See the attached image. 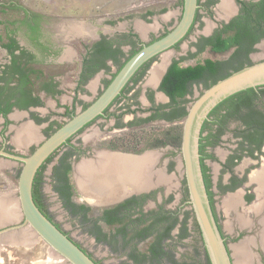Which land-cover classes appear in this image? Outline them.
Wrapping results in <instances>:
<instances>
[{
  "label": "flooded vegetation",
  "instance_id": "flooded-vegetation-1",
  "mask_svg": "<svg viewBox=\"0 0 264 264\" xmlns=\"http://www.w3.org/2000/svg\"><path fill=\"white\" fill-rule=\"evenodd\" d=\"M111 1L113 0H104L102 4H100L101 2H96L97 4L94 7H90L91 11H95L91 15H97V17L94 18L96 23L92 22L87 24L70 18V16H66L64 13H62V15L56 14V16H52L51 19L49 14L47 15L43 12L44 10L39 7H34L33 5L28 6L25 0H0V149L25 155L22 149L31 148V145L35 141H29L28 138L19 139L18 136L22 134L25 127H22L20 132H17L16 134V127L18 126V123L13 128L9 127V125L14 121H20L21 123L29 121L33 124V126L37 123L44 124L43 132L45 131V133H50L51 128L55 129L58 124H61L54 121L51 114H42V107L45 105L44 98L46 97L50 98L52 102H55V105H58L59 108H62V115L70 117L71 113H75V104L79 101L77 99V94L80 90L84 91L83 86L87 80L95 74L102 73L105 77L109 76V78H106L103 81L105 87L107 85H105L106 80L110 81V79L121 67L119 64L121 62H125L132 55H130V52L133 49V45L135 48L139 49L144 44V39L136 30V20L138 22L140 21L138 24L141 25H143L142 22H149V19H151L152 16L159 15L162 12H167L169 9L168 3L170 4L173 0H165L166 5H164L163 8L161 5L156 8V2L161 3L162 0H122L120 5L123 4V6L121 7L108 6ZM205 1L206 0H198V8L191 26L185 36L171 48H177L179 43L192 31L194 25L199 20L200 9H210L211 6L207 8L204 5ZM234 1L237 5H235L236 8L234 10L236 13L232 17L228 20L222 21L217 26H214L208 34H198L194 40L191 41L195 52L202 53L206 49L213 53H223L229 51L227 58L220 60L203 57L200 61H196L193 64H183L182 62L184 61V56L172 58L168 61V63H166V65H164L162 72L158 75L155 82L157 83L155 91L164 96V99L166 100L165 103H156L154 101L155 98L153 90L149 89L146 93V97L149 102V106L147 108L130 109V106H128L119 114L109 112L110 106L120 98L129 99L127 95L130 92L132 85H136L140 82L143 76L141 75V72L144 65L151 59L153 60L154 56L146 61L134 73L127 84L122 88L120 94L114 98L103 113L95 117L84 127L98 118L105 119L113 116L118 120L121 118V115L128 113L133 117H136L138 111L144 112L145 115L138 119L139 122L131 120L125 125L126 127L139 128L155 120L174 122L183 118L184 116L177 114L172 118H168V114L173 109L184 108L187 111L186 103L188 102V96L192 93V87L197 85L201 86V88L204 87L205 89V84L203 82H190L188 85L189 92L184 95V99L173 103L170 100V97L160 88L162 78L173 60H179V65L181 67L203 63L205 59L225 61L230 58L236 49H238V46L232 45L225 49L215 50L210 42H230L234 38L235 42H255L251 45V49L246 55L248 61L252 63L250 57L253 53V48L255 49V45L258 42H263L264 40V35L261 33L264 31V25H262L258 32H253V24H250V28L239 33V29H241L239 19H242L245 14L243 7L248 9L249 5L259 0H241L244 3H239L238 0ZM217 2L218 0L214 4ZM182 3L183 0H175V2H173L176 8L178 7V4L182 6ZM176 8H174L173 11L172 9H169L170 11L167 13L169 20L177 17ZM76 10L81 11V9ZM59 11L61 13L62 9H58V13ZM135 15H139V17L134 18ZM53 19L55 22L51 21ZM232 20H234L233 23H231ZM116 23H119V25L113 27ZM66 42H83L84 45L83 55L77 62L78 73L73 87L74 95L71 100V105L66 103L62 104L61 94L63 89L60 88V83L51 72H46L42 67L46 64H52L70 56L71 50L68 45V47H65L64 43ZM99 46H101V49L98 50ZM124 46L129 47L127 52L123 49ZM113 66H116L115 71L112 70ZM231 72L232 71H230V73ZM263 86L264 85L257 88ZM202 91L203 90H201V92ZM133 95L134 93L132 96ZM86 104L88 103L83 102L81 104L82 108ZM231 104V102L223 101L219 103L217 109H214L208 114V118L203 122V130L201 128L199 138L200 163L207 176V183H209L207 187L205 185L206 191L207 194L209 193L208 198L211 202L213 215L218 223L227 247L228 239L231 237L223 232L218 221L219 216L216 211L215 196H220L222 198L220 211L223 216H225L226 213L232 214L234 216L233 220L236 223V219H238L239 216L247 218V216L242 213V211H246L251 215L253 222V202H256V200L258 201L259 199L257 197L258 190L260 193L264 192V166L261 168L257 167L258 159L264 154V137H262L261 140L259 139V145L256 142L248 143L241 134V130L243 129L241 118L236 114L232 115L229 113ZM259 104L257 103L256 105H253V108L264 111V104ZM40 108L41 111L38 110ZM119 109L122 108L120 107ZM128 109L130 111H128ZM36 111L39 113H35ZM16 113L20 114L18 120L15 119L17 117L15 115ZM231 122L236 123L237 126L231 130L233 137L237 138L236 145L227 153L224 159L220 161L219 174L217 179L214 180L211 169L212 161L217 160L214 148L222 142L223 136L226 135V131H228L227 128ZM30 127L35 129L32 126ZM83 128L76 133L80 132ZM218 130V134L214 136ZM11 133H14L16 140L13 138L14 135H11ZM39 135L40 134H38L37 137H39ZM71 139L72 136L68 138L62 146L70 147V145H72ZM110 143L111 141L109 140L106 143L104 142V148L112 149L109 146ZM124 143L127 145V141L123 140L122 143H120V146H123ZM16 145L22 149H16ZM135 145V147H140V143ZM167 145L175 148V151L177 150V152H180V145L177 146L171 143H168ZM76 150L75 155L79 156L80 151L82 150ZM107 155L108 154H106V156ZM172 163L173 162L169 164L171 168ZM91 165L92 167H95V170L100 171L99 174H96V176L98 175L97 183L101 185L103 175L105 174L104 171L108 170L106 159L103 158V155H96L94 161L91 162ZM99 165L100 169L98 168ZM71 171L72 163L70 173ZM37 176L38 174L35 175V178ZM262 183L263 186H261ZM41 185L42 181L39 185V190L42 193ZM127 188L129 189L131 187L127 186ZM155 191L156 190H150L148 192L136 191L128 194L122 199L117 200L116 202L109 203L95 201L97 204L94 203L92 204L93 206L84 202H78L90 206V212L92 213V216L90 217L92 221L90 234L92 235L94 241L98 244L106 246L111 253L124 255V257H126L132 264H135V262L130 257L131 254L144 252L148 253L149 248L157 249V246L160 245H162V247L170 253L174 261L178 260L175 256L174 247L176 246V243L189 236L190 229H194L201 238V233L195 219L194 212L191 205L188 203V192L185 179L183 183L182 201L176 209L165 210L161 207V205H159L157 209L146 211V202L154 198L153 196ZM114 195L117 197L121 195V192H116ZM73 197L74 195H72V199ZM232 199H234V201ZM185 206H189L190 208L185 209ZM43 212L50 217L45 209H43ZM163 214L170 216L171 219L168 221L166 219L163 223L159 221L156 222L155 219H158ZM172 217L177 218L176 224L170 229V231H168V233L165 234V240L159 241L157 238L162 234V227H166L171 222ZM51 220L95 262L101 264L77 241H75L69 233L61 227V225L56 223L52 217ZM189 220L191 221V224L189 223ZM148 226L149 228H147ZM183 226L186 227V235L184 237H178V234L182 232L181 228ZM102 227H106L107 229L104 230ZM247 229L248 227L244 230L238 231L237 237L242 236L243 233L248 231L249 233H253V226L251 227V230ZM148 230L150 233L145 235L144 233ZM104 235L107 238V241H103L101 238V236ZM127 238L130 240L125 242V239ZM144 242H147L146 248L139 250L136 247L137 244ZM257 249L260 250L261 253L264 252L259 247ZM162 264L169 263L164 261Z\"/></svg>",
  "mask_w": 264,
  "mask_h": 264
},
{
  "label": "rangeland",
  "instance_id": "rangeland-1",
  "mask_svg": "<svg viewBox=\"0 0 264 264\" xmlns=\"http://www.w3.org/2000/svg\"><path fill=\"white\" fill-rule=\"evenodd\" d=\"M221 1L222 0H218V2L211 6L210 9L201 8L199 11V20L198 22H196L188 36H186V38H184L179 43L177 48H169L164 52L156 55L143 74L140 82L136 85H132L130 92L127 95L129 99L126 98V100L125 98H120L110 106L109 112L119 114L128 106H130V109L147 108L149 106V102L147 100L146 93L149 89L153 90L155 98L154 101L156 103H165L166 100L164 99V96L155 91L157 83L149 82L151 70L156 65L163 64L162 68H164V65H166L168 61L179 56L185 57L184 61L182 62L183 64H193L196 61H200L203 57H210L220 60L227 58L229 51L223 53H213L206 49L202 53L195 52V49L192 46L191 42L198 34H208L214 28V26H217L222 21L228 20L236 13L234 12V10L236 8L235 5L237 4H235L234 0H229L233 12L231 11L226 14L219 7ZM25 2L28 6L33 5L34 7L41 8L42 10H44L43 12L51 16V19L52 16H56V14L62 15V13H64L66 16H70V18L90 24L92 22L96 23L94 18L97 17V15H91L95 11H91L90 7H94L97 4L96 2H101L100 4H102L104 0H25ZM173 2H175V0H173L170 4L168 3L169 9H172V11L174 8H176ZM121 3L122 0H113L109 2L108 6L121 7L123 6V4L120 5ZM160 5L163 8L164 5H166L165 0H162L161 3L156 2V8ZM58 9H62V12L60 13L59 11L58 13ZM76 9H81V11H77ZM169 9L167 12H162L159 15L152 16V18L149 19V22L147 23L141 21L145 27L144 31L139 30L137 24L140 23V21L138 22L136 20V30L144 39V43H147L150 40L161 36L164 32L171 29L176 24L180 17L182 6L178 4V7L176 8L177 17L172 20L168 19L169 16L167 13H169ZM137 17H139V15L134 16V18ZM51 21L55 22L54 19ZM118 25L119 23H116L115 25H113V27H116ZM64 44L65 47L67 45L69 46V49L71 50L70 56L66 57L65 59L58 60L55 63L46 64L42 67L46 72H51L56 77V80H58V82L60 83V88L63 89L61 94L62 104L66 103L71 105V100L74 95L73 87L75 85L78 73L77 62L83 55L84 45L83 42H66ZM123 49L127 52L129 47L124 46ZM250 58L252 62L264 58V40L263 42H258L255 45V49ZM112 70L115 71L116 66H113ZM106 78H109V76L105 77L102 73H98L87 80V82L83 86L84 91L80 90L77 94V99L79 101L75 104L74 112L82 109L81 104L83 102L90 103L95 97H97V95L104 88L103 81ZM201 90H204V87L201 88V86L197 85L192 87V93L188 96L186 108H188L190 103L200 94ZM133 93L134 95L132 96ZM44 101L45 105L42 107V114H51V116L54 118L53 120L58 123H63L69 118L65 115H62V108H59L58 105H55V102H52L50 98L46 97L44 98ZM120 107L122 109H119ZM38 110L41 111V108ZM35 113L39 112L36 111ZM144 115V112L138 111L136 117H133L128 113L121 115V118H119L118 120L113 116L107 117L105 119L98 118L84 127L80 132L72 136L71 144L75 147V149L82 150L80 151L79 156L75 155L71 159L72 171L70 173V181L74 185L75 194L73 199L76 202H84L89 205H92L94 203L97 204V202H95L96 200H91V198L84 193V191L78 184V165L83 161L93 162L96 155L104 156L106 155V153H110L109 155H114L113 153H115V155L135 157H142L141 155H144L150 157V161L148 160L150 163H148L149 166L146 169V174L147 177H149L148 179L152 181V183L147 185L148 189L140 192H148L150 190L156 191L153 196L154 198L146 202V211L157 209L159 205H161V207L165 210H173L179 206L182 201L181 198L183 195L184 183L180 152H177V150L175 151V148L167 145L168 143L158 146H152V144L155 145L157 142H159L161 138V132L163 130L174 127L175 129L182 132L184 117L174 122L155 120L139 128H129L125 126L131 120L137 122L138 119L142 118V116ZM17 123L19 125V123L21 122L14 121L9 125V127L13 128L15 127V125H17ZM235 126L236 123L234 122H231V124H229L227 128L228 131H226V135L223 136L222 142L214 148V153L217 158L216 161H212L211 163L213 175L212 177L214 180L217 179V176L219 174L220 161L223 160L227 153L236 145L237 138L233 137L231 132V130L235 128ZM34 128L33 138L28 139L29 141L35 140L31 145V148L22 149L16 145V149H22L25 155L29 154L36 147V145H38L54 130L51 128L50 133H45V131L43 132L44 124L41 123L35 124ZM37 133L40 134L39 137H37ZM11 135H14V133H11ZM108 140L111 142H116L113 144H120V141L122 142L123 140H126L127 145L130 146L129 148L135 147V144L140 143V147H135L136 149H139L137 151H122L120 149L104 148L103 143H106ZM67 148V146H60L55 151L51 160L45 164V167L42 170L41 190L45 211L50 215V217H52V219L56 223L61 225V227L65 231H67L75 241H77L101 264H132L126 257H124V255L111 253L106 246L96 243L92 235L90 234V225L81 223L78 218L71 216L69 212L64 208L60 197L54 190L52 169L57 162L58 157L65 150H67ZM76 151L77 150H75V153ZM9 160L10 159L0 157V214L3 218H6L5 220L3 219L2 223H0V227L18 223L22 220V215L20 214V212H14V208H16V206L14 205L17 195V179L21 168V163ZM171 162H173L172 168L169 165ZM262 166H264V154L258 159L257 163L258 168H261ZM160 175L163 178L161 181L157 180ZM215 205L217 214L219 216L218 221L222 227V230L224 233L231 237L228 239V245L231 246L241 239V236L237 237L236 235H234V230L236 229H234V216L227 213L225 214V216H223L222 212L220 211V207L222 206V198L220 196H215ZM10 207L12 208V212L9 214V212L7 211H9ZM189 208V206H185V209ZM242 213L247 216V219H251V215L248 214L249 212L242 211ZM254 215L255 214H253V216ZM91 216L92 213L89 212V217ZM189 223L191 224L190 220ZM227 223H231V229L226 227ZM102 228L104 230L107 229L106 227ZM16 233H18L16 235L19 238L12 241L11 238L9 239V237L12 236V232H8L4 236H0V264H38L45 262H49L48 264H51V250L42 239L37 238L34 240H30L29 237L27 238V236L25 235V233L27 232L24 229L16 231ZM247 234L249 233L245 232L242 235L246 236ZM146 243H139L136 247L139 250L145 249ZM202 243L203 240H201L200 236L195 232V230L190 229L189 236L176 243V246L174 247L175 256L180 261H194L197 264H200L203 261ZM252 250L256 252L255 264L264 263L263 253H261L260 250H256L254 248H252ZM231 253L234 252L231 251ZM232 257L234 258V264H236L235 255L233 254Z\"/></svg>",
  "mask_w": 264,
  "mask_h": 264
},
{
  "label": "water",
  "instance_id": "water-1",
  "mask_svg": "<svg viewBox=\"0 0 264 264\" xmlns=\"http://www.w3.org/2000/svg\"><path fill=\"white\" fill-rule=\"evenodd\" d=\"M197 8L198 0H183L180 18L172 28L152 41L144 43L123 63L97 97L56 127L29 154L21 155L0 149V156L21 163L14 205L16 208H13L14 212L18 211L22 215L20 222L0 227V236L12 232L13 238L18 239L16 231L24 229L27 232L25 233L27 238L42 239L49 246L51 255L60 258L64 264H98L36 205L32 195L35 175L46 159L68 138L103 113L146 61L171 48L185 36ZM262 85H264V58L244 65L206 87L190 103L183 119L180 155L188 203L194 212L210 264L234 263L213 215L204 184L199 158L201 128L210 111L219 102L236 92ZM146 189L148 186L137 192ZM7 212L10 214L12 208L10 207ZM0 216V223H2L6 218H3L1 214ZM251 260L249 264H255L253 256Z\"/></svg>",
  "mask_w": 264,
  "mask_h": 264
},
{
  "label": "trees",
  "instance_id": "trees-1",
  "mask_svg": "<svg viewBox=\"0 0 264 264\" xmlns=\"http://www.w3.org/2000/svg\"><path fill=\"white\" fill-rule=\"evenodd\" d=\"M217 0H206L204 5L209 8L212 6ZM239 3H244L241 0H238ZM245 14L242 19H239L241 26L239 29V33L246 31V29L250 28L253 24V32H258L262 25H264V0H259L257 2H253V4L249 5L248 9L243 7ZM232 20L231 23H233ZM264 35V31L261 32ZM255 42H235V38L230 42H210L212 47L215 50L225 49L232 45L238 46V49L230 56L229 59L225 61H214L210 59H205L203 63H197L196 65H189L186 67H181L179 65V60H173L169 65L166 73L164 74L160 88L170 97V100L174 103L178 100H183L184 95L189 92L188 85L190 82H203L205 84V88L217 81L220 78L225 77L230 73V71L237 70L243 67L245 64H250L251 62L247 59V53L251 49V45ZM101 49L99 46L98 50ZM138 48H135L133 45V49L130 52V55L133 54ZM97 50V51H98ZM254 51V48H253ZM128 58V57H127ZM126 58V59H127ZM125 59V60H126ZM152 60V59H151ZM150 60V61H151ZM150 61L147 62L141 72V75L144 74L145 69L149 66ZM245 62V64H244ZM124 62H121L119 66H122ZM109 82L106 80L105 85ZM225 102H231L230 112L232 115H238L241 118L243 123V129L241 130V134L243 138L248 142H256L258 145L260 144V140L264 137V111L260 109H254L253 105L257 103L264 104V86L260 88H247L240 92L234 93L232 96L223 100ZM221 101V102H223ZM219 102V103H221ZM219 103L210 111V113L217 109ZM87 105V104H86ZM84 105V107L86 106ZM83 107V108H84ZM128 111H130L128 109ZM186 109H173L168 114V118H172L174 115L185 116ZM74 113H71V115ZM70 115V116H71ZM60 124H58L59 126ZM57 126V127H58ZM203 130V128H202ZM219 130L215 133L214 136L218 134ZM210 135V134H209ZM260 139V140H259ZM181 141V131L171 127L169 129L163 130L161 132V138L159 142L152 146L163 145L166 143H171L173 145H180ZM116 142H111L109 144L112 149H122L124 151H137L135 147H131L126 145L123 146L121 144H113ZM122 143V142H120ZM75 147L70 145L57 159V162L53 166L52 169V178L54 180V190L58 193L59 197L63 201L64 208L69 212V214L73 217L79 219L81 223L89 224L91 227V218L89 217L90 206L84 203L75 202L72 199V195L75 194V189L73 184L70 183V170H71V159L75 156ZM200 151V150H199ZM55 153V152H54ZM54 153L49 156L46 161L41 165L36 174L38 176L34 178L33 186H32V195L36 205L43 212L44 203H43V195L39 190V185L42 181V170L45 167V164L51 160ZM201 164V163H200ZM203 179L205 181V185L209 183L207 180V176L204 172L203 166H201ZM209 194V193H208ZM210 197V195H209ZM211 205V202H210ZM212 208V206H211ZM44 213V212H43ZM45 214V213H44ZM46 215V214H45ZM47 216V215H46ZM50 220L51 217L47 216ZM167 219L170 220V216L161 215L158 219L156 218V222H164ZM177 218H173L171 222L166 226L162 227V234L157 239L165 240V234L170 231V229L176 224ZM149 228V226L147 227ZM157 229V228H156ZM182 232L178 234V237H184L186 235V227L183 226L181 228ZM91 232V229H89ZM125 233V232H124ZM149 230L144 234L148 235ZM127 234V233H126ZM103 241H107V238L101 236ZM132 238V236H131ZM130 240L129 238L125 239V242ZM203 252V261L200 264H210V260L208 254L206 252L205 247ZM130 257L133 259L135 264H162V262L166 261L169 264H197L192 261H180L179 259L174 261L168 251H166L162 245L157 246L156 248H149L148 253H139V254H131Z\"/></svg>",
  "mask_w": 264,
  "mask_h": 264
},
{
  "label": "bare ground",
  "instance_id": "bare-ground-1",
  "mask_svg": "<svg viewBox=\"0 0 264 264\" xmlns=\"http://www.w3.org/2000/svg\"><path fill=\"white\" fill-rule=\"evenodd\" d=\"M219 7L225 14L233 11L229 0H222L219 4ZM137 27L141 31L145 30L144 25L138 24ZM162 67L163 64L156 65L151 70L149 82H156L158 75L162 72ZM33 135L34 129H32L30 126H26L22 134H20L18 138L32 139ZM142 156L143 157L115 154H108L107 156L104 155L103 158L106 159L108 170L104 171L105 174L103 175L101 185L97 183L98 175L96 176V174H99L100 171L95 170V167H92L90 161H83L77 167L79 182L78 184L80 185L84 193L91 198V200L96 201H107L112 198H116V195L114 194L116 192L123 193V188L125 189L127 188V186H130L131 188L141 189V187L147 186L149 184V177H147L146 169L149 166L148 163H150V157L144 155ZM158 179L159 181H161L163 178L160 175ZM261 186H263V183L261 184ZM232 200L234 201V199ZM233 252V254L235 255L236 264H249L251 258L247 241L241 242L240 244L236 245Z\"/></svg>",
  "mask_w": 264,
  "mask_h": 264
},
{
  "label": "crops",
  "instance_id": "crops-1",
  "mask_svg": "<svg viewBox=\"0 0 264 264\" xmlns=\"http://www.w3.org/2000/svg\"><path fill=\"white\" fill-rule=\"evenodd\" d=\"M15 115L17 116L15 119L18 120V118L20 117L19 116L20 114L16 113ZM25 125L34 127L33 124H31L29 121L19 123V125L16 127V134H17V132L20 131V129L23 126L26 127ZM14 136H13V138H14ZM16 144H17V142H16ZM106 154H110V153H106ZM136 157H140V156H136ZM0 164H1V162H0ZM98 168L100 169V165L98 166ZM157 180H159V179H157ZM151 183H152V181L149 180V184H151ZM145 187H141V188H145ZM139 189H134V188L128 189L127 188V189H124L123 193H121V195L117 196L116 198H112L110 200H107V201L104 200V201H100V202H109V203L110 202H116L117 200L122 199L123 197L127 196L128 194L134 193ZM261 196H262V198H261ZM257 197L259 198L258 199L259 201L253 202V214H255L253 216V222H252V219H247L245 217H240V216L238 217V219H236V223L234 222V229L236 228L234 230V235L237 236V234H238L237 232L240 230H244L246 227H248L247 230H251V227L253 226V233H249V231L247 232V233L252 234V235H249V234H247L246 236L242 235L241 239L239 238L240 240L238 239L239 241L237 243H235L231 246L228 245L229 252L231 253V251L234 250V247L237 244L247 241L248 242V248L250 251V255H251V257L253 256V261H255L256 252L254 250H252V248L258 250L257 248L259 247L262 251H264V242H263V240H264V238H263L264 237V235H263L264 234V192L260 193L258 190ZM231 226H232L231 223L226 224L227 228L231 229ZM9 239H10V237H9ZM12 240H15V239L11 238V241ZM231 254L233 255V253H231ZM51 260H52L51 264H64L60 258H55L52 255H51ZM251 262H252V260L250 261V263ZM48 263L49 262L38 263V264H48ZM233 263H234V260H233Z\"/></svg>",
  "mask_w": 264,
  "mask_h": 264
}]
</instances>
